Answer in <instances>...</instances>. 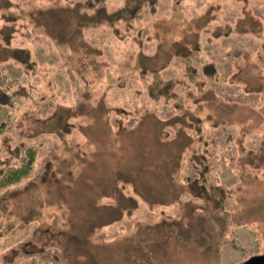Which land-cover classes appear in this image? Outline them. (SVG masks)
I'll list each match as a JSON object with an SVG mask.
<instances>
[{
	"label": "rangeland",
	"instance_id": "374dc122",
	"mask_svg": "<svg viewBox=\"0 0 264 264\" xmlns=\"http://www.w3.org/2000/svg\"><path fill=\"white\" fill-rule=\"evenodd\" d=\"M258 255L264 0H0V264Z\"/></svg>",
	"mask_w": 264,
	"mask_h": 264
},
{
	"label": "trees",
	"instance_id": "16d2710c",
	"mask_svg": "<svg viewBox=\"0 0 264 264\" xmlns=\"http://www.w3.org/2000/svg\"><path fill=\"white\" fill-rule=\"evenodd\" d=\"M27 153V158L24 157L26 158L27 163L20 168H13L9 170L1 180L3 186L19 181L22 177L30 172V169L32 168V162L34 161V151L32 149H28Z\"/></svg>",
	"mask_w": 264,
	"mask_h": 264
},
{
	"label": "water",
	"instance_id": "95a60500",
	"mask_svg": "<svg viewBox=\"0 0 264 264\" xmlns=\"http://www.w3.org/2000/svg\"><path fill=\"white\" fill-rule=\"evenodd\" d=\"M241 264H264V255L252 256Z\"/></svg>",
	"mask_w": 264,
	"mask_h": 264
}]
</instances>
